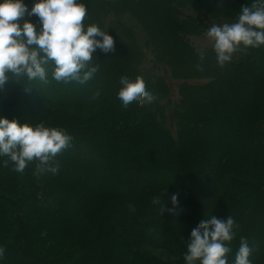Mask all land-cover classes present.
Segmentation results:
<instances>
[{
	"label": "trees",
	"instance_id": "trees-1",
	"mask_svg": "<svg viewBox=\"0 0 264 264\" xmlns=\"http://www.w3.org/2000/svg\"><path fill=\"white\" fill-rule=\"evenodd\" d=\"M121 1L78 0L86 6L83 23L114 41L111 52L93 54L98 71L86 83L57 82L49 65L47 83L20 77L0 88V117L72 137L50 162L56 174H23L36 172L35 160L21 173L11 162L0 165V264H184L190 231L210 216L235 222L228 264L241 238L252 248L251 264H264V46L238 51L219 67L212 50L186 39L196 16L236 19L253 0H181L207 10L189 6L191 13L180 0ZM123 14L136 16L152 55L134 45ZM179 58L193 70L199 64L207 80H178L172 93L165 74L174 81ZM122 76L141 77L156 99L122 108ZM188 91L203 95L205 106Z\"/></svg>",
	"mask_w": 264,
	"mask_h": 264
},
{
	"label": "clouds",
	"instance_id": "clouds-1",
	"mask_svg": "<svg viewBox=\"0 0 264 264\" xmlns=\"http://www.w3.org/2000/svg\"><path fill=\"white\" fill-rule=\"evenodd\" d=\"M35 15L39 29L24 19ZM86 6L78 0H34L29 9L23 0H0V88L9 80L20 77L28 81L47 83L48 67L57 82L75 81L84 84L98 71L93 54L113 50L112 36L97 25H85ZM216 63L223 67L234 53L264 46V0H253L241 6L235 22L213 24L206 31ZM99 38V39H98ZM201 54L199 59L203 60ZM200 70V65H197ZM117 99L124 109L141 103L151 104L156 97L149 92L141 77L130 81L122 76ZM72 137L59 128L43 123L19 124L17 120L0 117V165L12 163V170L21 173L36 161V174H56L58 165L50 163L54 157L71 146ZM154 198L153 203H156ZM175 207L177 196H171ZM234 220L210 216L202 219L190 231L183 254L184 264H228V247L235 233ZM5 249L0 246V260ZM252 248L241 238L232 264H251Z\"/></svg>",
	"mask_w": 264,
	"mask_h": 264
},
{
	"label": "rangeland",
	"instance_id": "rangeland-1",
	"mask_svg": "<svg viewBox=\"0 0 264 264\" xmlns=\"http://www.w3.org/2000/svg\"><path fill=\"white\" fill-rule=\"evenodd\" d=\"M30 1H31V3L30 2H26V1L24 3V4L27 3L26 5H27V7L29 9L32 7V4H33L34 0H30ZM179 2L182 3L183 5H181V6L178 5V6H180V8H182V9H186L187 13H191L192 12L191 10H193V8H195V7H198L200 9V11H202L204 9V6L202 5V3H198V1H195V2L198 3L199 5H195V4L187 5L186 2L181 1V0ZM119 3H120V1H119ZM123 3H124V1L122 0L121 4H123ZM189 6H193L191 10H190ZM172 8L174 9V11L176 10L175 6H173ZM125 9H126V6L124 7L123 10H125ZM204 10L207 11L206 9H204ZM174 13L177 16L181 17L180 19L178 18L180 21H181V19L184 20L183 19V17H185L184 14L179 15L177 10ZM97 14H98L97 20H101V21L103 20L102 21V23H103L105 21L103 12L100 11ZM207 15H208V17H205L204 20L201 19V16H196V20L192 21V23H193L192 31L190 32L189 35H187V36H186V34L184 35V36H186V39H187L188 43H190L193 47H195V48H197L199 50H206V49L212 50L211 49V43L209 42V40L206 37V31H207L208 28H210L213 24L221 25V24H224V23H232V22H235V20H236L235 18L229 17V16H222V15L219 16V15H214V14H207ZM194 17H193V19H194ZM24 19H26L29 22L33 23L36 26V28L38 29V26L36 24L38 23L39 20H38V18L35 15H32L31 17H28L26 15L24 17ZM106 20H107V22H110L108 19H106ZM119 21H121V24L124 25V26L121 25L124 30L128 28L131 31L132 36L134 37L133 41L136 43L134 45L139 47V49L142 52H145L148 55H152L151 48L146 46V38L147 37H146L145 34H147V32L146 31H144V32L142 31V26L138 22V19L136 18V16H131V15L129 16L127 14H123V15H121L119 17ZM198 25H200V26H198ZM152 31H154V29H152L149 32H152ZM126 41H128V38H126ZM166 45H168V42H166ZM234 54H236V53H234ZM189 61L190 60H188L186 58L185 59H183V58H179L178 59L177 62L180 65H177V66L180 67V71L178 72L177 75L174 76V81L175 82L169 80L168 77H167V74H165V78L167 79L168 83H170V86L172 88V93H176L177 92V89H178V86H179L178 80H180L179 82H181V81H183V82H185V81L194 82V81L197 80V81H199V83H204L205 80H207L206 76L203 74L204 73L203 71L198 72V70H193L195 67H190L192 64H190ZM182 68H183L184 72H181ZM232 69H233V67H232ZM191 74H193V75H191ZM188 96H189V99L191 101L196 102L197 104H199L202 107L205 106V101L200 99V98L204 97L203 95H200L199 93L190 91ZM189 122L190 121H188V123ZM174 161H176V159H174ZM27 167L29 168L28 165H27ZM28 171H29V173H28L29 175H30L31 172L32 173H36V172H34L33 168H29V170H27L23 174L26 175V173ZM31 177L34 179L35 175H33V176L31 175ZM44 178H45V180L47 179V177L43 175L41 177L42 181L44 180ZM208 200H209V197L205 198V201H208ZM181 211H182V209H181ZM185 211H187V209ZM64 252L69 253V250L68 249L62 250V253H64ZM77 252H79V250ZM153 253L158 255V256H160V257H162V258H164V259L172 260L171 256H169L168 253H166L165 251H154Z\"/></svg>",
	"mask_w": 264,
	"mask_h": 264
}]
</instances>
